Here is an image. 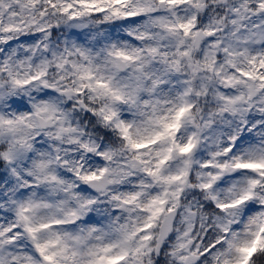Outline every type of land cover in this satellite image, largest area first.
<instances>
[{"label":"snow or ice","instance_id":"6c2138e0","mask_svg":"<svg viewBox=\"0 0 264 264\" xmlns=\"http://www.w3.org/2000/svg\"><path fill=\"white\" fill-rule=\"evenodd\" d=\"M0 264H264V0H0Z\"/></svg>","mask_w":264,"mask_h":264}]
</instances>
